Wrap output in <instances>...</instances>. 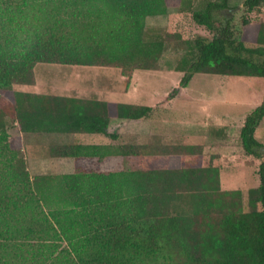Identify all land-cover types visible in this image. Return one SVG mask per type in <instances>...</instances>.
I'll return each instance as SVG.
<instances>
[{"label": "trees", "instance_id": "trees-1", "mask_svg": "<svg viewBox=\"0 0 264 264\" xmlns=\"http://www.w3.org/2000/svg\"><path fill=\"white\" fill-rule=\"evenodd\" d=\"M239 5L232 8V2ZM190 10L211 38L183 39L149 28L148 17ZM264 0H0V264H264V144L255 138L264 100L241 128L245 153L260 161V185L221 189L214 166L31 177L8 144L11 123L23 134L104 135L112 120L150 119L155 107L97 98L33 94L38 64L158 70L164 54L181 52L180 88L197 74L264 78V20L250 15ZM242 10L241 18L225 15ZM176 88L173 99L180 91ZM199 145L114 147L51 144L48 158H199Z\"/></svg>", "mask_w": 264, "mask_h": 264}, {"label": "rangeland", "instance_id": "rangeland-1", "mask_svg": "<svg viewBox=\"0 0 264 264\" xmlns=\"http://www.w3.org/2000/svg\"><path fill=\"white\" fill-rule=\"evenodd\" d=\"M179 1V0H178ZM202 0H193L199 8ZM239 2H232V8ZM262 13H252L251 32ZM238 23L242 10L226 12ZM149 28H164L180 34L183 39L198 36L211 38L207 28L198 25L190 10L171 7L166 15L146 20ZM181 52L168 50L155 71H136L128 81L120 69L106 67L62 66L38 64L34 86H16L15 90L33 94H51L80 98H97L109 103H128L155 107L147 120L114 119L109 133L104 135H45L23 134L11 123L8 144L23 154L31 177L37 175H65L76 172H123L138 168L163 169L185 166H214L220 170L221 189L242 191L247 207L249 191L260 185V161L245 153L240 132L245 119L264 100V78L232 77L197 74L187 88H180L183 73L175 70ZM180 88L179 93L170 95ZM255 138L264 144V119L257 127ZM164 144L199 145L204 153L199 158L124 157L105 158H48L51 144L80 143L107 145L116 148L126 145Z\"/></svg>", "mask_w": 264, "mask_h": 264}]
</instances>
